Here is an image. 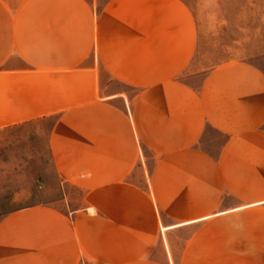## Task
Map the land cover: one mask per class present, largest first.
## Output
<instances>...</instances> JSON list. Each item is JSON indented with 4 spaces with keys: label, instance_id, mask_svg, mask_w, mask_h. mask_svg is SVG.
<instances>
[{
    "label": "crops",
    "instance_id": "0c3cea01",
    "mask_svg": "<svg viewBox=\"0 0 264 264\" xmlns=\"http://www.w3.org/2000/svg\"><path fill=\"white\" fill-rule=\"evenodd\" d=\"M102 28L86 0H0V130L58 114L52 160L83 193L76 209L37 204L4 216L0 264H264V215L246 232L255 247H241L243 235L232 242L229 232L195 233L181 247L175 234L162 238L159 216L184 206L162 186L161 169L140 183L144 172L135 168L140 145L190 151L185 159L198 160L212 130L223 139L217 159L237 162L234 177L255 183L253 196H239L248 203L235 209L263 212L264 70L225 62L194 85L180 80L190 42L152 41L150 30L120 40L114 31L104 60ZM94 60L124 86L83 88L76 76ZM175 218L162 232L202 217Z\"/></svg>",
    "mask_w": 264,
    "mask_h": 264
},
{
    "label": "rangeland",
    "instance_id": "374dc122",
    "mask_svg": "<svg viewBox=\"0 0 264 264\" xmlns=\"http://www.w3.org/2000/svg\"><path fill=\"white\" fill-rule=\"evenodd\" d=\"M86 1L103 22L104 60L111 58L109 39L114 31L121 40L123 35L137 36L150 30L152 41L166 40L173 47L175 42H190L191 57L180 74V80L185 82L197 85L215 66L237 60L252 62L264 70V0ZM140 39L148 37L143 35ZM140 57H135V62ZM97 61L94 60L93 69L87 70L86 75L76 76L83 88L94 90L100 83L110 90L124 86L112 79L106 66ZM57 117L58 114H51L0 130V220L31 205H51L64 210L82 205V191L58 174L50 153V134ZM222 141L215 132L206 129L198 160L185 159L191 157L190 151L179 155L173 150L166 151L165 146L138 148L135 168H142L144 177L137 173L136 180L148 182L149 170L161 169L165 173L162 186L176 193V200L184 206L166 210L163 219L159 216L162 238L169 241L168 233L175 234L179 247L192 234L213 231L231 233L233 242L246 236L247 231H255L254 222H260L264 215L256 207L235 209L248 203L239 200V196H253L255 183L251 176L234 177L237 162L217 159ZM180 215L183 221L202 218L162 232L161 226L175 223L174 218ZM246 238L238 240L240 246L255 247L249 233Z\"/></svg>",
    "mask_w": 264,
    "mask_h": 264
}]
</instances>
